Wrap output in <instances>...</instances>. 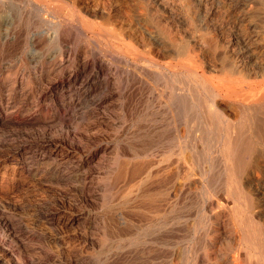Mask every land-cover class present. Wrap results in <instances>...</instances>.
<instances>
[{
	"label": "rangeland",
	"instance_id": "obj_1",
	"mask_svg": "<svg viewBox=\"0 0 264 264\" xmlns=\"http://www.w3.org/2000/svg\"><path fill=\"white\" fill-rule=\"evenodd\" d=\"M183 1L185 0H169L168 5H156L158 11L166 19L168 18L167 20L176 23L180 29L181 39L172 42L153 24L156 8L151 9L146 0H92V8L111 10L112 16L123 24L131 23L137 35L144 31L146 36L158 37L165 44L172 46V50L168 52L160 50L152 54L147 47L140 46L138 50L127 48L118 40L103 36L104 28L101 26L105 25L95 20V31H89L84 38L91 47V57L96 51L102 50L112 52L119 58L120 62L115 61L118 72L113 76L117 84L113 97L106 104L108 107H96L93 101L97 96H103L104 91L108 92V89L96 90L91 99L86 98L80 103L77 110L81 117L76 118L73 115L74 109L67 107L69 102L66 97L73 94L82 96L84 91L75 82L73 76L76 59L68 54L70 43L66 41V35H60L62 32L68 34V29L73 26L70 8L59 7L60 13H53L47 11L44 4L57 7L60 6L58 0H0V195L2 194L0 196V264H119L118 253L123 250L128 251L132 244L129 241V243L122 241L117 235L118 232L116 233L122 213L118 205V194L120 188L128 186L134 180L130 174L124 177L118 172L121 165L133 160L150 161L148 169L150 168L151 171L152 168L158 167L153 169L154 172L152 171L153 175L157 176L153 179V183L159 188L163 186L165 188H161L163 190L172 189V199H175L174 195L179 191L177 188L182 187V192H179L181 197L176 199L174 207L165 212L161 216V221L158 220L155 227H152L155 232L158 227L157 231L163 230L164 225L165 229L166 225H177L180 222L179 226H184L192 222L194 217V220L201 221L203 228L211 223V210L206 208V202L214 197L208 194L199 182L201 183L202 177L203 180L205 177L212 178L214 168L211 171L210 165L218 156V147L212 140L204 142L200 140L198 122L201 119L199 116L206 109L214 108L211 102L205 101V98L210 95L212 89L209 80L213 83H216V80L211 74L207 75V78L201 77L202 71L199 67L209 62L230 61L232 56L226 42L222 41L218 45L210 42L208 31L212 30L216 23L210 6L204 7V0H195L191 5ZM219 6L217 10L220 20L227 22L228 1L220 2ZM174 12L175 15L172 14ZM141 22L144 25L140 24ZM229 34L230 31L227 30L225 36ZM108 42L113 44L112 47ZM189 44L195 45L193 54H200V57L196 56L192 59L180 53V49ZM145 50L147 51L144 52ZM194 67L201 71L195 76L191 75L190 71V68ZM202 79L205 82L207 79L208 83H203ZM132 104L137 108L135 109ZM59 115L66 116V122L60 120ZM69 129H72V133L68 135ZM150 129L152 133L156 129L158 131L166 129V138L161 143L156 142L146 156H136L132 145L136 140L147 135ZM69 139L73 142H69ZM191 140L194 142L192 143ZM183 146H186L185 149L190 154L189 158H192L190 164L186 163L191 165L195 173L191 186L186 179L179 178V175L184 173L183 168L186 167L185 164L182 165L183 161L179 159L177 151ZM94 153H97L94 161L81 169L91 172L89 184L95 186L98 184L100 189L94 192V187L90 188L88 191L90 196H87L83 189L81 190L80 169L75 167ZM195 153L196 157L193 156ZM169 154L173 157L165 160V155ZM62 155L71 156L68 164H64L62 168L64 177L60 178L55 176L54 168L62 160ZM169 166L170 171L167 169ZM160 171L162 174L165 172L164 175ZM209 173L212 176H209ZM185 190L187 191L183 193ZM189 193L197 194L194 201L193 198H189L188 201ZM185 195H187L186 199H182ZM184 200H187L186 206ZM112 201L116 203L113 205ZM168 215H174V218ZM154 247L160 248L159 244H153ZM70 259L71 263H69Z\"/></svg>",
	"mask_w": 264,
	"mask_h": 264
},
{
	"label": "bare ground",
	"instance_id": "obj_2",
	"mask_svg": "<svg viewBox=\"0 0 264 264\" xmlns=\"http://www.w3.org/2000/svg\"><path fill=\"white\" fill-rule=\"evenodd\" d=\"M58 1L60 2V6H57V7L56 6L52 7L47 4H44V5L45 7H47V11L49 12L51 11L53 13H60L61 10L59 9V7L62 8L65 6L69 7L71 11L70 13L72 17L71 20L73 22V26L71 28L69 27L70 30L68 29L69 31L68 34H64L61 31L62 33L60 35L61 36L66 35V39H67L66 41L70 43V50L68 54L72 55V57L74 56L76 59L75 60L76 69L73 72V76H74L75 82H77L79 86L81 87V90L84 91L83 93L84 95L82 96H79V95L74 96L75 94H73V95L66 97V100L68 99V102H69V106L67 105L66 106L74 109L73 115H75L76 118L81 117V115H79V110H77L80 103L86 98L91 99V96H93V93L96 90L102 91L103 88L108 89L107 90L108 92L104 91L103 96L100 95L101 97L97 96L96 98L93 99L96 107H100V106L108 107V105L106 104L109 101V99L111 100V98L113 97L114 89L117 84L116 83L117 81L114 79L113 76L118 72V67L115 64V61L118 60L119 58L113 55L112 52L108 53L102 50H99L98 52L96 51L95 53H93V57H91L92 56L91 47L89 45V42L84 38V36H86V34L89 31H95L94 30L96 27V22H94L95 20H99L101 24L105 25V26H101L104 28L103 33H102L103 36L111 40H118L119 42L124 44L127 48H132V49L137 48L138 50V47L140 46L143 48L147 47L148 51L152 54L156 53L157 51L159 52L160 50L166 51V52L172 50V46L165 44L158 37L155 38L152 36L153 38L152 39L148 35L150 37L149 39V37L144 34V31L142 30V28H141V31L143 32H141L140 35H137L131 23L128 25L123 24L118 19L112 16L111 10L107 11V10H102L103 8L102 9L92 8L91 7L92 0H58ZM146 1L151 9L156 8L154 12V17H153V24H155L161 30V32L164 33L169 38L170 41L175 42L177 41V39H181L182 34L180 32V29L177 27L176 23H174L173 21L167 20L168 18L166 19V17L158 11L157 6H156L158 4L168 5L169 0H146ZM185 1L187 3H190L191 5V3L193 4L195 0H185ZM226 1H228L227 8H229L228 9L229 14H228L227 22H224V20H220L217 7L219 6L220 2H226ZM204 2H205L204 7L207 5L210 6V8L212 9L211 12L215 15V18H216V23L214 24L215 27L212 28V30L208 31L210 42H212L213 45H218L222 41L226 42L227 48L229 49L228 51L230 52V56H232V59L230 61H223L220 63H218L217 61H215L214 63L209 62L207 64H204L202 67H199L202 71V74L200 73L201 77L207 78L206 76L211 74L215 77V80H216V83H213L211 80H209V83L212 85V89L209 92L210 93L209 96L205 95L206 96L205 101H208V103L211 102L214 108L210 110L206 109L204 113H202V115L199 116L201 119L198 122L199 123L198 128L201 133L200 140H203V142L207 140H212V142L214 141V143L217 144V147H218L217 148L218 156H216V159L215 161H213L214 162L213 164L210 161V163L212 164L210 165L212 169L211 171H213V168H214L213 176L211 175V173H209V176L211 175L212 178L205 177L204 179L205 181H204L202 177L201 183L199 182V185L202 184L206 192L210 195H213L214 197L211 200H208L206 202V208H210L211 210V213H210L211 223L205 228H203L204 226L203 227L201 226L202 224L201 221H198L197 219L194 220L195 219L194 217L193 219L194 221L191 220L192 222H189V224L184 221V223H186V225L184 226L181 225L180 227L179 226L181 223L180 222V223H177V225H171V226L166 225V229H165L164 228L165 225H164L163 230L157 231V229L159 228L158 227L155 232L154 231L155 229L153 230L152 227H155V223H157V221L161 219V216L165 212H167L169 209L172 208L176 199L181 197V194H179V192L180 191L182 192V187L179 186V189L175 187L179 191H177L178 193L174 195L175 199H172L171 197L172 189L163 190L165 189L163 188V186H161V188H163L161 189L156 183L155 184L153 183V179H156L157 176L156 175L154 176L152 171L153 169L155 170V168H158V167L152 168V171L149 170L150 168L148 169V166L150 165V161L148 160H133V161L126 162L123 165H121L120 171L118 173H120L124 177H127L130 174V176L132 177V180L134 181L130 183L128 186L120 188V191L118 194L119 196L118 205H119V209L122 210L121 218H120L121 223L118 226L119 228L118 231L115 230L116 229L115 227H113V229L115 228L114 230L116 231V233L118 232L117 235L122 241L124 242L126 241L127 243L130 242L132 245L130 244L131 248L128 249V251L123 250V252L121 253L119 252L120 254L117 251L119 255L117 261L119 264H264V0H204ZM172 5L174 4L172 3ZM172 14L175 15V12ZM140 24H143V23L141 22ZM65 26L66 25H64V27ZM227 30L230 31V34L228 36H225ZM108 43L110 47H112L113 44L111 45L110 42ZM199 50H203V49H199ZM146 51L147 50H145L144 52ZM125 52L126 51H124V53ZM193 52H195V45L189 44L186 47H183L182 49H180L181 54L188 55L192 59L200 55V54L195 55V53L193 54ZM201 53H203V51ZM107 56H110L111 58L108 59ZM139 56L141 55H138V57ZM148 60L150 61V59ZM118 61L120 62V60ZM153 63L155 62L153 61ZM199 68H195V67L190 68V71L192 72L191 75L193 76L198 75V73L201 72L198 70ZM51 69H52V66H51ZM132 79L134 78H131V80ZM203 79L202 81L204 83L205 81ZM205 80L207 81L205 82V84H207L208 80L207 79ZM72 81L74 82V80ZM122 91H123V88H122ZM203 103H204V100H203ZM58 117L60 120L66 122L65 120V118H67L66 116L59 115ZM56 118H57V115H56ZM72 129H69V132L68 133L65 132V133H67L68 135L71 134ZM156 130L154 133H152L150 129L147 135L135 141L132 147L134 148L136 152L135 154L136 156L138 155L140 157L141 155L146 156L148 150L150 151V149L155 145L156 142L161 143L164 141V138H166V135H167L165 131L166 129L161 130V131H158V130L156 131ZM169 135L171 136L170 138L173 137L171 134ZM175 139L178 140L177 137ZM66 141H68V139ZM69 142H73V141L69 139ZM191 142L193 143L194 141L191 140ZM197 142L199 144V141ZM206 145H208V143ZM119 146H122V145H119ZM185 148L186 146L185 147L183 146L182 148L177 150L178 155L180 157L179 159L183 161L182 165L183 164L186 165V167L183 168L184 169L183 175L180 172L181 175H179V178L186 179L191 186L193 184L192 180H193V176L195 173H193L191 165L189 166L186 164L188 162L190 164V161L192 158L191 159L189 158L190 154L187 153ZM122 151H125V150H122ZM190 152H194V151H190ZM96 155L97 153H94L93 155L90 154V157L84 159L80 165L78 164L75 167L77 169H80L79 177L82 180L81 190L83 189L82 191L87 196L88 195L90 196V194L88 193L90 188L94 187V192H96L98 189H100V186L98 184L96 186L94 184L90 185L88 182V179H89V173L91 174V172L88 170H82L81 168L84 169L86 166L90 165V163L94 161L93 159L96 157ZM118 155H119V152H118ZM171 155L170 154L165 155V158L164 156L163 158L165 160H168L169 159L168 157H173ZM70 156L68 157L67 155L66 157H63V155L61 156L62 160H60V162L56 164V167L54 166L55 176H58L60 178L64 177V174H62L61 171H62V168L65 166L64 164H68ZM193 156L196 157L197 156L196 153L193 154ZM130 157L131 156H129V158ZM95 162H97V160ZM116 162L119 163V161L117 160ZM155 162H157V160ZM169 168L170 166L167 169L169 170ZM175 168L177 169V166ZM160 172L162 174V171ZM202 172H204V170ZM156 173L157 172H155V174ZM164 173L165 172H163L162 175H164ZM200 176L202 175L200 174ZM152 183L154 185H152ZM186 191L187 190H185L183 193H185ZM186 196L187 195L182 197V199L183 198L186 199ZM196 196L197 194L194 195V193H189L187 196L188 201H189V198L190 199L193 198V201H194V197ZM186 201L187 200H184L185 206L187 204ZM113 203L114 202L112 201V204ZM179 205H182V204H179ZM203 205L201 207H203ZM215 208L216 210H213ZM194 209L196 210L197 208H194ZM129 212H130V215H128ZM197 214L199 213H196V215ZM180 215H181V212H180ZM171 216L169 217L171 218ZM190 216H192V214ZM103 217H100V218H103ZM173 221L174 220H172V222ZM118 243L120 242L118 241ZM153 244L154 245L159 244L160 248L158 247L159 249H156V247H154L155 248L154 249ZM69 263H71V259ZM112 263H114V260Z\"/></svg>",
	"mask_w": 264,
	"mask_h": 264
}]
</instances>
